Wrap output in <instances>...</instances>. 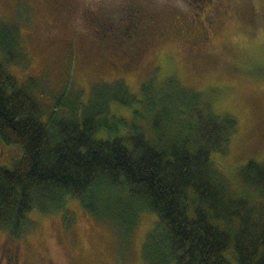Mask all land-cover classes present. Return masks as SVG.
Returning a JSON list of instances; mask_svg holds the SVG:
<instances>
[{"label": "trees", "instance_id": "trees-1", "mask_svg": "<svg viewBox=\"0 0 264 264\" xmlns=\"http://www.w3.org/2000/svg\"><path fill=\"white\" fill-rule=\"evenodd\" d=\"M21 46L19 27L0 19V140L23 148L13 166L0 165V231L21 236L34 227L29 212L67 210L71 197L129 247L142 214L155 213L145 264H264V203L236 194L212 159L229 148L233 116L216 114L200 92L179 85L160 95L150 125L99 138L100 127H112L110 103L136 98L129 86L95 84L86 106L78 99L82 116L61 114V97L49 112L36 80L21 83L7 69L24 57ZM240 167L264 196V162Z\"/></svg>", "mask_w": 264, "mask_h": 264}, {"label": "rangeland", "instance_id": "rangeland-1", "mask_svg": "<svg viewBox=\"0 0 264 264\" xmlns=\"http://www.w3.org/2000/svg\"><path fill=\"white\" fill-rule=\"evenodd\" d=\"M128 1L0 0V19L19 27L24 55L7 69L21 83L36 80V93L49 112L61 97L65 104L58 109L66 116L84 114L78 99L86 106L95 84L114 83L111 88L119 89L115 81L123 80L136 98L131 104L110 103L106 116L112 127H100L99 138L150 125L154 110H160V95L177 91L179 85L197 90L216 114L236 119L228 150L212 153L216 167L236 194L264 203L258 187L246 183L240 170L250 159L264 162V0H216V7L226 8L220 14L222 27L202 33L195 25L196 18L204 22L202 14L196 17L198 0H139L153 16V25L146 32V50L138 65L124 64L131 63L125 59L127 43H113L115 34L124 30L120 19L109 39L97 38L106 31L95 22L97 17L103 12L121 16L120 8ZM208 6L205 2L203 8ZM22 156L21 146L0 140V165L13 166ZM66 209H33L28 216L34 227L21 236L1 230L0 264H7L6 248L17 253L16 264H145L143 247L158 220L155 213L142 214L129 247L80 200L69 197Z\"/></svg>", "mask_w": 264, "mask_h": 264}, {"label": "flooded vegetation", "instance_id": "flooded-vegetation-1", "mask_svg": "<svg viewBox=\"0 0 264 264\" xmlns=\"http://www.w3.org/2000/svg\"><path fill=\"white\" fill-rule=\"evenodd\" d=\"M52 3H56L58 0H46ZM199 7L198 11H196V17H199V14L203 15L204 22L198 23V18L195 19V25L197 27L198 32H206L208 27H210L211 30H220L222 27L220 14L226 10V8H223L222 5L217 6L214 2L216 0H198ZM210 3L207 8H203L204 3ZM121 16L117 17L113 12H103L100 17H97L98 19L95 21L96 23L101 22L100 27L105 28V32L102 35L101 38L97 37L98 40H107L111 36H109V31L111 29H115V25L122 22L124 26V30L122 33V30L120 31V35L116 36L113 40V43L116 45L119 44H125L127 43L129 47L128 52H125V59L126 61H129L131 63H124V64H139L140 60L143 58V53L146 50V42L147 37L146 32L147 30H151L153 23L150 22V19L153 18L152 15H148V13L144 10L143 5L140 3L139 0H129L123 6L120 8ZM117 19V20H115ZM120 19V21H118ZM198 24V25H197ZM99 26V25H95ZM210 31V30H209ZM208 31V32H209ZM114 36V35H113ZM94 42V39H93ZM126 48V49H127ZM106 55L108 57H105L106 60L109 58L110 53L107 51ZM111 63H115L111 60H109ZM136 65V66H137ZM126 67V66H125ZM7 258V264H16L18 261V255L17 253L13 252L11 248H6L5 253Z\"/></svg>", "mask_w": 264, "mask_h": 264}]
</instances>
